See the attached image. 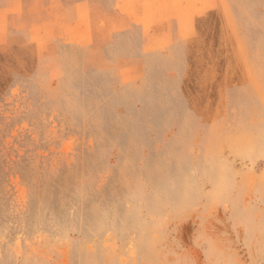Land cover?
Returning a JSON list of instances; mask_svg holds the SVG:
<instances>
[{"label":"rangeland","instance_id":"rangeland-1","mask_svg":"<svg viewBox=\"0 0 264 264\" xmlns=\"http://www.w3.org/2000/svg\"><path fill=\"white\" fill-rule=\"evenodd\" d=\"M96 1L0 0V264H264V0Z\"/></svg>","mask_w":264,"mask_h":264},{"label":"crops","instance_id":"crops-1","mask_svg":"<svg viewBox=\"0 0 264 264\" xmlns=\"http://www.w3.org/2000/svg\"><path fill=\"white\" fill-rule=\"evenodd\" d=\"M144 1L146 0H137V5H139V9H138V12H141V13H147L148 12V7L147 6H140L139 3H144ZM85 2V1H84ZM88 6L89 7H92V8H97L101 13V11L105 12L106 9L102 6V4L100 3V1H96V0H88ZM121 4V3H120ZM123 4V3H122ZM160 5L162 4L161 2L159 3ZM133 5V3L131 4ZM118 6H119V3H118ZM128 6V3H126L125 7ZM186 6H189L190 10L192 11V8H194L196 14H198L202 8V0H191V3H188ZM197 17L195 18V20H197ZM145 27H147V25H145Z\"/></svg>","mask_w":264,"mask_h":264}]
</instances>
